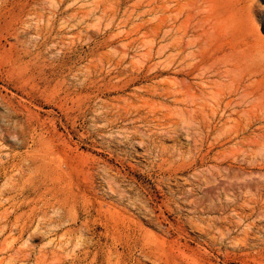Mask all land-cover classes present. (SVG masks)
<instances>
[{"label":"rangeland","instance_id":"obj_1","mask_svg":"<svg viewBox=\"0 0 264 264\" xmlns=\"http://www.w3.org/2000/svg\"><path fill=\"white\" fill-rule=\"evenodd\" d=\"M0 264H264V0H0Z\"/></svg>","mask_w":264,"mask_h":264}]
</instances>
